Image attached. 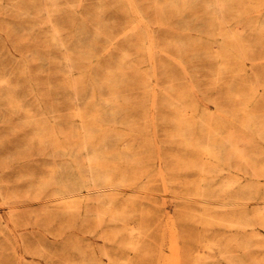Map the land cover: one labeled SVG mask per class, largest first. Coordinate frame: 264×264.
<instances>
[{
  "label": "rangeland",
  "instance_id": "obj_1",
  "mask_svg": "<svg viewBox=\"0 0 264 264\" xmlns=\"http://www.w3.org/2000/svg\"><path fill=\"white\" fill-rule=\"evenodd\" d=\"M19 1L12 0V4ZM148 3L135 0L123 8L114 0L61 1L59 8L67 13L57 15L59 26L69 39L74 37L69 51L76 59L75 73L83 74L79 104L73 95L63 92L64 75L58 64L47 66L43 57L58 62L63 52L52 47L46 29L38 27L32 32L27 27L35 20V12L28 17L17 13L12 4L0 6V82L9 79L17 86L11 93L15 102L10 104L1 99L6 91L0 84V264H88L97 260L94 251L102 249L112 255H128L133 264H164L161 254L168 251L160 244H166L173 219L186 236L181 241L185 251L208 257L211 264H233L225 259L223 250L237 254L239 249L231 241L235 232L215 217L240 212V208L252 213L264 203V178L258 179L259 194L246 193L252 200L230 204L227 209L201 198L199 187L206 188L205 197L213 195L222 201L226 174L248 186L264 166V139L247 132V142L261 155H247L248 163L232 159L226 174L216 176V161L203 151L207 134L210 127L219 129L223 124L224 132L238 137L240 126L230 117L243 106L228 98L232 78L221 71L225 56L215 45L207 46V52H195L192 47L181 52L187 73L175 65V54L181 53L172 51L178 40L188 42L199 35L208 38L210 29L215 34L214 25L199 3L193 16L172 8L157 11ZM140 4L144 20L136 11ZM250 11L245 13V21H254L255 29L264 19V2ZM226 27L247 36L252 51L243 74L259 91V102L253 107L263 115L264 39L260 43L257 29L250 30L231 15ZM143 32L158 41L160 52H141V43L131 37ZM234 87L232 93L242 89ZM173 98L183 102L175 103ZM192 106L202 113L192 112L188 108ZM80 108L87 129L101 127L102 134L111 136L114 151L129 155L117 161V173H127L132 184L120 188L114 205L115 212L129 207L126 223L111 221L108 216L98 219L94 205L81 204L79 211L70 214L64 210L65 204L54 200L53 187L39 188L54 175L75 179L72 162L84 167V152L61 151L69 148L67 131L80 129L74 118ZM226 112L229 120L223 118ZM44 130L55 136L48 139L46 135V143L41 145L37 134ZM213 139L216 148H222L220 134ZM203 168L212 169L213 174ZM213 179L215 183H209ZM241 186L228 192V197L238 196ZM77 195L84 198L86 191L78 188ZM131 229L142 233L138 252L122 247L124 241L136 240L139 232L133 234ZM259 232L264 235V228ZM213 240H220L222 246L210 247ZM242 257V264H255V258L264 257V248H254Z\"/></svg>",
  "mask_w": 264,
  "mask_h": 264
},
{
  "label": "bare ground",
  "instance_id": "obj_2",
  "mask_svg": "<svg viewBox=\"0 0 264 264\" xmlns=\"http://www.w3.org/2000/svg\"><path fill=\"white\" fill-rule=\"evenodd\" d=\"M61 1L62 0H20L19 2L12 4V0H0V6L3 7L12 4V7L17 13L24 14L28 17H31V12H35L36 17H32V19L35 20L29 22L27 27L32 32L37 31L38 27L46 29L49 33L48 37L51 40L52 47L63 52L61 54V60L58 62L51 57H43H45L47 66H51L54 63L58 64L63 72L62 75H64V81L60 85L63 92L67 95H73L75 101L79 104L83 91V74L75 73L76 59L69 51L71 44L75 43L73 40L74 37L73 39H69L63 34L59 26L57 15L67 13V11L59 8ZM131 1L135 2V0ZM131 1L114 0L117 6L123 8L128 5L130 7V5H132ZM263 2L264 0H149V3L146 4L157 11L172 8L177 12H186L193 16V10L196 8L195 4L199 3L200 7L204 8V14L207 17V20H210L211 25H214L213 30L215 34H213V31L210 29L211 35L208 38L199 35L197 38H191L188 42L178 40L175 44V50L172 51L181 53L184 50L186 52L187 47H192L195 49V52H207V46L212 45L213 47L215 45L219 49L217 52H223L225 56V62L219 65L221 71L226 74L230 73L232 78L233 84L230 87L228 98L229 100L239 102L243 106L240 110L241 112L231 115L230 117L231 121L234 119L240 126V135L238 137L234 132H224L223 124L219 129L210 127L207 134L208 139L203 146V151L209 158L216 161V163L213 164V167L217 169L215 173L217 174V177H222V173L225 175L227 168L232 167V159L241 163H248L249 159L247 155H249V157H259L261 155L255 145L247 142V132L251 131L264 139V114L262 115L258 113L253 107L259 102V91L253 81L244 78L243 74L247 66V61L250 59L252 49H250L247 36L243 33H239L233 28L226 27V25L228 24L229 15L232 16V19L234 17L239 22H245V26L250 27V30L257 29L259 31L256 34L261 37V43L264 39V19L259 27L252 29L254 28V21L246 22L245 20L248 21V18L245 13L248 9L251 11L257 10ZM141 5L142 4L137 6L136 11L138 17L144 20L145 15L142 11L143 7L140 8ZM212 35L214 36L212 37ZM131 38H134L141 43V52H160L161 46L157 40H154L153 37L149 35L148 32H143L142 34L132 36ZM80 46H82V44ZM48 52L51 51L49 50ZM147 55H149L148 57L154 56L153 53H147ZM175 56L178 59L175 65L180 67L184 73H187V63L183 59L182 53L175 54ZM150 76L153 80V71H151ZM0 84L6 91L3 95L1 94V99L13 104L16 98L11 93L16 89V84L12 83L9 79L2 80ZM235 85L239 88L242 87V89L237 93H232L231 88H235ZM244 88L247 89V92H243ZM115 96L116 95H112L113 98ZM171 101L175 103L183 102L176 98H173ZM188 108H191L192 112L195 111L198 114L202 113L198 111L197 108L193 111L195 106ZM228 115L229 113L227 114L226 112L225 115H223V118L229 120L230 118ZM74 118L80 122V129H69L67 131L69 148H64L61 151L67 153V151L73 150V152H76L79 155H83L84 152V167L78 165L76 162H72L71 169L75 171V179L65 177L58 178L54 175L39 186V188L43 190L47 187H53L55 190L53 193L54 200L65 204L64 210L70 214L79 211L81 204L94 205L98 219L103 216H108L111 218V221L126 223L127 216H129V207H125L121 211L115 212L114 205L117 199V194L120 192V188L132 184L127 173H117V161H124L129 155L126 152L119 153V151H114L110 145L109 137L111 136L109 134H102L101 127L92 125L91 129L86 128L83 108H80L74 113ZM216 134H220L222 148L220 145H218L217 148L215 146L213 137ZM46 135H48V139H50L51 136H55L53 133L49 131L46 132L45 130L44 134H37V139L41 145H45ZM241 146H246L247 148H241ZM262 162L264 163L263 159ZM202 170H206L209 174H213L212 169L210 168H203ZM226 175L227 178H224L222 182L223 186L220 191L224 195L222 201L213 195H207V197H205L204 192L206 191V188L199 187L200 192L198 194H200V197L206 199L207 202L208 200L217 202L215 204L216 208L227 209L231 206L230 204L252 200L251 197H246V193L259 194L257 184L259 182L258 179H261L262 177L264 178V166H262L259 172L256 173L254 177L256 179L250 180L246 187L241 186V182L232 177V175ZM161 176L163 177V175ZM215 181L216 180L213 179L210 180L209 183L214 184ZM240 186L241 188L238 191L239 195L231 198L233 201V203H231L229 201L231 199L228 197V192H233ZM78 188H82L86 191L84 198L77 195ZM208 193H214V191L209 190ZM3 204L10 205L9 202H3ZM242 209L243 208H240V212L230 213L225 217H215V220L218 223L225 225L228 229L235 232L231 241L239 249L236 252L239 255L232 253L227 249L223 250L225 259L233 264H242V255H247L254 248H264V235L259 232L260 228H264V203L260 204L252 213H248ZM211 218L214 219L213 216ZM139 230L133 229L132 232L135 234V232L138 233ZM167 230L168 232L165 236L166 244H164V242L160 244L162 250L166 248L168 251L166 255L162 252L160 258L162 263L211 264V260L208 259V257L199 254L194 255L192 251L188 252L183 249L181 241H183L186 236L183 237L185 234L182 233L174 219L170 221ZM113 236L115 237V235ZM135 237L136 240L131 239L124 241L122 247L133 252H138L142 248L140 242L142 233L139 232L138 236ZM137 238H139V240H137ZM221 246L222 244L220 240H213L210 245L212 248H220ZM93 256L97 258V260H91L88 264H133L128 255H112L106 249H102L99 253L94 251ZM188 259H190V261H188ZM253 262L255 264H264V257L261 259L255 258Z\"/></svg>",
  "mask_w": 264,
  "mask_h": 264
}]
</instances>
